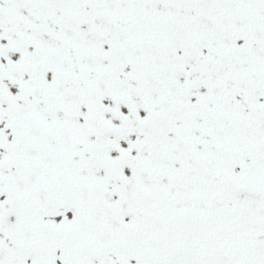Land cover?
<instances>
[{
  "label": "snow or ice",
  "instance_id": "snow-or-ice-1",
  "mask_svg": "<svg viewBox=\"0 0 264 264\" xmlns=\"http://www.w3.org/2000/svg\"><path fill=\"white\" fill-rule=\"evenodd\" d=\"M0 264H264V0H0Z\"/></svg>",
  "mask_w": 264,
  "mask_h": 264
}]
</instances>
